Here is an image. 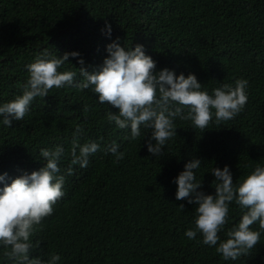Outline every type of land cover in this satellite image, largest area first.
I'll return each instance as SVG.
<instances>
[{"label":"trees","instance_id":"16d2710c","mask_svg":"<svg viewBox=\"0 0 264 264\" xmlns=\"http://www.w3.org/2000/svg\"><path fill=\"white\" fill-rule=\"evenodd\" d=\"M106 23L111 37L102 31ZM117 37L122 46L142 44L157 71L194 73L209 93L222 83L247 79L248 100L231 120L216 122L213 116L207 129L176 118L177 135L155 157L146 145L151 129L142 127L140 137L124 140L129 130L107 118L118 109L99 104L90 88L74 83L34 98L23 120L0 124V173L8 174V183L42 166L41 148L62 144L65 149L64 196L34 226L30 255L59 254L57 264H264V229L258 222L250 225L260 232L257 244L236 260L222 259L199 233L188 239L184 233L195 227L196 206L176 200L173 183L194 157L202 161L194 172L205 193L215 191L213 167L228 165L238 183L264 166V0H0V102L22 93L26 65L45 48L58 56L78 51L91 71ZM80 67L69 57L58 71L76 73L78 83ZM77 125L83 129L81 143L93 139L101 148L86 168L73 165L69 174ZM112 141L123 159L105 150ZM242 213L229 204L221 239ZM8 251L0 247V264H17Z\"/></svg>","mask_w":264,"mask_h":264},{"label":"clouds","instance_id":"9594fccd","mask_svg":"<svg viewBox=\"0 0 264 264\" xmlns=\"http://www.w3.org/2000/svg\"><path fill=\"white\" fill-rule=\"evenodd\" d=\"M106 34L111 37V25H105ZM107 55L103 62L88 71L78 51L65 52L58 56L47 48L38 53L26 65L28 77L22 93L13 99L0 102V124L11 126L12 121H21L30 111L34 98L45 97L53 87L73 85L80 89H91L99 104H110L118 111H109L107 118L118 129H128L124 140H135L141 136V128L151 129L146 140L147 150L153 156L162 153L163 146L177 135L174 120H190L195 128L207 129L213 116L216 122L233 119L240 113L248 100V80L236 79L234 84L222 83L211 90L202 87L194 73L176 74L167 67L156 70V61L144 51L142 44L135 47L122 46L119 38L106 45ZM69 57L77 58L82 65L80 82L74 81L76 73L58 71ZM83 129L77 125L72 133L71 160L66 171L71 174L72 166L86 168L89 158L101 145L93 139L81 143ZM146 135V134H145ZM144 135V137H145ZM120 145L112 141L106 146L116 160L124 158ZM65 149L62 144L54 148H41V167L31 172L24 171L11 182L8 174L0 173V247L10 249L5 254L17 264H57L59 254L47 259L31 256L33 243L30 239L34 226L53 213V206L64 196L65 177L61 173L60 161ZM200 158H191L183 170L173 178L176 184V200L186 199L195 207V227L185 230L188 239H195L199 233L202 243L215 246L224 260H236L247 254L258 242L260 232L250 225L258 222L264 229V166L257 165L238 183L228 165L213 167L209 172L215 177L214 193L201 189L194 170L201 166ZM234 202L243 210L238 221L221 239L218 233L223 228ZM179 207L183 208L181 204Z\"/></svg>","mask_w":264,"mask_h":264}]
</instances>
